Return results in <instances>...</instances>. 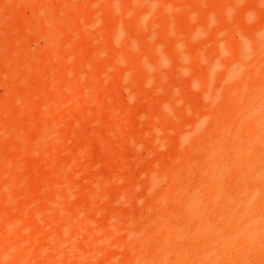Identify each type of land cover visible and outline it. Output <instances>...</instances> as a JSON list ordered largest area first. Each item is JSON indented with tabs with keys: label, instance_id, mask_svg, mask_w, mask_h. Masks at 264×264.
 Segmentation results:
<instances>
[{
	"label": "rangeland",
	"instance_id": "1",
	"mask_svg": "<svg viewBox=\"0 0 264 264\" xmlns=\"http://www.w3.org/2000/svg\"><path fill=\"white\" fill-rule=\"evenodd\" d=\"M0 264H264V0H0Z\"/></svg>",
	"mask_w": 264,
	"mask_h": 264
}]
</instances>
